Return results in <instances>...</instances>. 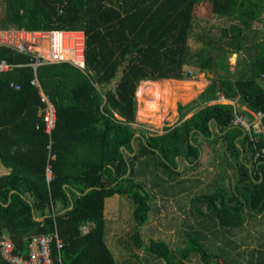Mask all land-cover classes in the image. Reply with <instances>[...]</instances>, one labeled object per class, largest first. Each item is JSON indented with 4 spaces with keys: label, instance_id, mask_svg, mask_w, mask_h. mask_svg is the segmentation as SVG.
I'll return each mask as SVG.
<instances>
[{
    "label": "trees",
    "instance_id": "1",
    "mask_svg": "<svg viewBox=\"0 0 264 264\" xmlns=\"http://www.w3.org/2000/svg\"><path fill=\"white\" fill-rule=\"evenodd\" d=\"M199 3L0 0L1 30L82 32L85 37L84 70L65 62L34 72L25 66L28 56L0 47V61L15 65L0 72V163L7 171L0 175V240L8 237L26 253L32 235L57 233L64 243L61 264H119L107 243L105 211L108 199L121 196L135 206L131 240L152 257L185 264L198 254L205 263L242 264L241 255L225 256V246L237 249L228 237L244 231L250 219L264 217V133L246 134L232 122L236 112L251 119V112H261L264 128V28H255L264 24V0H211L210 14L233 25L193 51L189 40ZM234 54L239 57L235 67L229 64ZM187 67L213 75L200 95L205 106L180 105L179 124L162 135L134 128L140 83L183 81ZM35 77L56 107L51 134L43 120L46 103L32 84ZM116 79L115 88H109ZM12 83L21 89L11 88ZM221 95L239 106L208 104ZM209 143L224 146L233 185L226 187L224 176L214 191L192 201L203 229L187 233L177 254L163 241L147 246L140 227L148 220L152 196L137 176H151L155 186L173 181L182 165L189 169L199 162ZM202 230L227 242L218 247L220 253L209 251ZM254 252L246 264H264L263 248Z\"/></svg>",
    "mask_w": 264,
    "mask_h": 264
},
{
    "label": "rangeland",
    "instance_id": "2",
    "mask_svg": "<svg viewBox=\"0 0 264 264\" xmlns=\"http://www.w3.org/2000/svg\"><path fill=\"white\" fill-rule=\"evenodd\" d=\"M211 7V0H200L197 8V18L194 26V33L189 40L191 50L196 51L202 48L204 41L208 38L218 40L221 37V31L224 28H230L233 23L225 18H220L216 15H211L209 9ZM255 28L263 29L264 24H256ZM83 35V33H80ZM236 54L231 55L229 64L236 66L238 61ZM185 80L194 83L190 90H186L184 85L173 83L167 86L163 83V88H169V94L165 99L161 100L160 116L158 118H148L143 116L140 112L145 109L146 102L156 101L154 95H149V86L140 83L138 90H142L137 96V113L136 123L133 125L136 129H142L152 135H162L167 128L173 127L180 122L179 106H188V108L198 110L205 106L200 99L202 92L209 86L213 75L210 73H203L198 69L187 67ZM121 75V73H119ZM119 78V77H118ZM118 79H116L109 88L114 89ZM197 84V85H196ZM198 84H203L200 86ZM179 86V87H178ZM144 88V89H143ZM145 91V92H144ZM179 93V94H178ZM190 94V97H186ZM154 96V97H153ZM176 98L175 110L167 106L168 99ZM232 102L235 106L239 103ZM212 104H229L227 102L216 100ZM188 114L186 119L191 117ZM117 117H119L117 115ZM246 120L253 123L254 118L251 119L245 115ZM262 133L264 129L262 128ZM261 133V134H262ZM139 133H137V136ZM225 149L222 143L205 144L204 152L195 165L189 169L184 165L179 170L182 171L181 176L169 181L166 184L154 185V179L151 176H137V180L145 184L146 189L152 196L151 211L147 222L140 227L141 240L148 246L152 240L163 241L169 248L176 253V250L185 247V240L188 234L195 233L199 229L200 219L192 213V201L203 194L214 191L215 187L221 182L224 176L226 187L233 185V170L229 169L223 161ZM227 169V172H225ZM229 169V170H228ZM106 218L108 221L107 243L115 255L119 264H166L163 260H158L149 255L144 249H138L131 240V236L135 233L136 223L133 218L134 204L131 199L127 197L115 196L106 202ZM244 229L240 233L229 236V241L235 242L238 248L230 246V243L225 246V256L239 258L240 262L246 264L245 259L254 253L256 256L257 250L263 248L264 250V217L257 220L250 219ZM208 236L206 245L209 251L220 253L218 247H224L225 241L214 239L208 231L202 230ZM222 253V252H221ZM135 254L138 259L132 256ZM185 264H216L205 263L202 258L196 254L192 255L190 259L184 260Z\"/></svg>",
    "mask_w": 264,
    "mask_h": 264
},
{
    "label": "built area",
    "instance_id": "3",
    "mask_svg": "<svg viewBox=\"0 0 264 264\" xmlns=\"http://www.w3.org/2000/svg\"><path fill=\"white\" fill-rule=\"evenodd\" d=\"M82 32H68L57 30H27L24 28L11 27L7 30L0 29V47L8 48L18 53L24 54L30 58V66L36 72L39 66L52 65L59 63H71L77 68L84 70V34ZM70 55L68 56V54ZM22 66V65H17ZM15 65H10L6 60L0 61V72H8ZM32 84L40 89L42 101L46 103L43 113V120L46 124V133L51 134L56 126V107L54 103L42 92L39 81L35 77ZM11 88L20 90L19 84L12 83ZM221 101L229 102L223 95L219 98ZM254 122L250 123L246 117L236 112L232 124L235 127L242 128L246 134L262 133L263 113H253ZM264 129V128H263ZM51 149V144L48 146ZM264 151V150H263ZM260 156L258 153L255 160ZM53 177L51 166L47 167V179L50 181ZM89 227H82L81 231L85 234ZM53 246L57 251L56 258L53 256ZM27 252L21 253L16 250V246L9 238L0 240V260L5 264H61L60 252L64 247L63 241L57 233L47 235H32L29 239Z\"/></svg>",
    "mask_w": 264,
    "mask_h": 264
},
{
    "label": "bare ground",
    "instance_id": "4",
    "mask_svg": "<svg viewBox=\"0 0 264 264\" xmlns=\"http://www.w3.org/2000/svg\"><path fill=\"white\" fill-rule=\"evenodd\" d=\"M78 35L81 36L80 34H78ZM69 55H70V53L68 54V56ZM142 83L144 85L149 86L147 93L149 95H154L157 100L156 101H151V102H146L145 109L141 110L140 113L143 116H147L148 118L152 117V118H158V119H162L160 114H159L160 107H161V100L165 99V96L167 97V95L169 94V88H163V85H162L163 83H167V86L172 85L173 83H178L180 85H184L185 89L188 90V91L190 90V87L192 85H195L194 83H189L187 81L183 82V81H174V80H165L163 82H156V83H150L149 81H143ZM198 85L203 86V84H198ZM141 91L142 90L137 91V96L140 95ZM186 97L187 98L190 97V94H186L185 98ZM176 101H177V99L175 97L171 98V99H168L167 106L170 109L175 110Z\"/></svg>",
    "mask_w": 264,
    "mask_h": 264
},
{
    "label": "crops",
    "instance_id": "5",
    "mask_svg": "<svg viewBox=\"0 0 264 264\" xmlns=\"http://www.w3.org/2000/svg\"><path fill=\"white\" fill-rule=\"evenodd\" d=\"M81 36H82V34H80ZM175 81V80H174ZM184 82V81H183ZM150 83H155V82H150ZM189 83H191V82H189ZM117 116V115H116ZM119 118V117H118ZM5 173H7V171L4 169V167L1 165V163H0V175H2V174H5ZM8 238V237H7Z\"/></svg>",
    "mask_w": 264,
    "mask_h": 264
},
{
    "label": "water",
    "instance_id": "6",
    "mask_svg": "<svg viewBox=\"0 0 264 264\" xmlns=\"http://www.w3.org/2000/svg\"><path fill=\"white\" fill-rule=\"evenodd\" d=\"M38 220H42V219H38Z\"/></svg>",
    "mask_w": 264,
    "mask_h": 264
}]
</instances>
